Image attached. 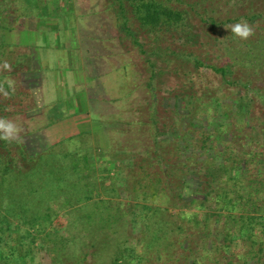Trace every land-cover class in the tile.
Instances as JSON below:
<instances>
[{
  "label": "trees",
  "instance_id": "1",
  "mask_svg": "<svg viewBox=\"0 0 264 264\" xmlns=\"http://www.w3.org/2000/svg\"><path fill=\"white\" fill-rule=\"evenodd\" d=\"M27 1L30 0H0V29H14L9 27L8 23L12 3L16 5ZM205 1L197 0L196 7L192 5L191 9H187L175 6L173 0H126V3L125 0H114L119 4L120 11L126 19H129L127 14L132 9L130 12L136 16V20L144 27L149 26V30L156 35L154 37L159 45L153 51L156 54L160 49L168 65L172 64L175 57L184 54L186 59L201 71H214L227 77L230 72L227 66L207 65L205 59L211 56L212 50L217 47L223 46V49L231 47L226 41L222 42L223 35L217 33L219 25L236 23L243 16L229 17L222 23L210 14L211 8L206 6L207 20L211 23L206 28L202 26V31L196 33L199 25H195L192 13L202 7V2L207 4ZM14 12L17 13V9ZM202 20L205 22V18ZM123 28L138 42L127 20ZM3 36L0 33V64L4 62L3 53L12 47L3 41ZM198 37L199 43L196 44ZM150 65L154 67L155 62ZM14 73L13 70L10 72L0 70V81L6 77L11 79ZM189 75L191 77L195 74L188 72L185 77L190 78ZM242 81L247 93L242 91L240 95H236L234 100L236 103L230 107L233 108L232 111L236 110L240 114L241 119L234 116L226 120L222 118L219 126L212 130L203 127L190 139L187 136L192 134V128L184 129L186 136L179 134L181 139L177 145V157L165 167L166 177L171 181L154 184L149 177L137 180L133 191L137 192L138 196L134 197L128 192L129 200L139 199L141 189H144L153 190L150 194L153 197V204L162 201L161 206L141 203V215L126 211V206L131 202L129 204L113 198L115 193H112L113 189L109 186L103 187L106 195L104 198L95 199L92 196L95 190H89L88 185L83 183V175L79 177L82 171L78 172V178L72 182L70 171L73 172V168H65L63 171L51 167L53 165L44 163L45 156H30L21 143L9 144L0 140V177L6 182L0 185V192L4 195V199L0 201V262L8 264L19 261L24 264L20 248L21 245L25 246V242H29L52 264H60L57 262H61L62 254L66 250L64 247L72 241L68 231L70 225L78 224L80 230L82 227L81 221V224L73 223L72 213L82 217L80 214L84 212V218L89 219V214L105 218V222H100L101 229L116 226L120 228L124 225L132 237L134 224L138 219L142 220L139 237L130 241L132 247L123 246L121 237L115 239L116 244L109 243L103 236L98 237L102 248L99 249L96 245V250L91 253V260H85L87 264H150L147 261L154 259L155 254L158 260L165 264H264V95L259 94L253 87L254 81L251 79ZM18 90L15 87V92L8 101L20 105L8 106L5 99L0 96V117L7 118L26 112L22 109L23 101L17 99L22 93ZM250 94L255 95L257 100L261 99L258 102L263 117L260 115L252 117L256 106L253 105ZM222 100L220 97L216 101L218 108L226 107ZM225 111L223 110L224 113ZM214 113L209 117V125L219 116L218 110ZM226 133H229V139L224 138ZM147 148L149 151L147 155H150L152 160L157 159L159 150L153 149L152 145ZM152 149L155 150L153 154ZM20 158L22 166L19 164ZM152 160L148 157L147 165ZM143 162L144 159L140 161L136 159L133 167L123 173V176L127 177V183L133 181L132 173L136 172L137 168L145 167ZM191 174L199 179L197 191L201 192V200L178 206L179 203L174 201L178 199L181 202L184 189H189L187 180ZM173 180H179V183L172 184ZM176 185L179 186L178 189ZM148 198L140 199L144 201ZM87 204L90 206L88 211ZM85 220L86 228L82 230L88 228V222ZM12 221L28 228L25 230L27 233L23 234L24 242H21L23 244L14 241L16 231L12 227ZM188 223L191 225L188 226ZM66 228L67 232L63 234ZM101 229H94L92 233L97 235ZM172 235L178 236L181 240L176 238L174 242H164V239L167 240ZM220 237H223L222 241L219 240ZM127 240L123 239L124 242ZM50 242L60 247L55 246L54 250L45 249ZM25 251L24 258L32 256L28 249Z\"/></svg>",
  "mask_w": 264,
  "mask_h": 264
},
{
  "label": "rangeland",
  "instance_id": "2",
  "mask_svg": "<svg viewBox=\"0 0 264 264\" xmlns=\"http://www.w3.org/2000/svg\"><path fill=\"white\" fill-rule=\"evenodd\" d=\"M71 1L73 5L78 4L82 15H87L88 12L82 10L86 5L85 0ZM106 1L109 6L110 16L113 15L119 21L121 30L119 33L120 44L117 41L111 40L109 44H103V47L106 53L112 54L109 56L111 62L113 59H115L117 65L119 62L121 64V61L122 63L125 62V67H122V72H119V69H115V71L110 70L104 74L103 65L99 69L92 70L93 73L96 71L97 75L103 72V75H101L104 76V82L108 83V92L111 84L115 85L119 90L117 93L120 92L119 115L122 119L121 129L118 131V134H114L112 140L108 141L110 144L108 148H103L102 144H104L105 139L101 141L94 140L92 135L70 137L57 142L53 141L54 143L44 139L45 136L42 134V130L49 127L50 124L43 123L39 115L32 112L35 109L36 101L39 102L38 96L42 95L39 91H34L30 88V85L35 86L33 85L31 74L33 71L31 66L32 61L28 58H21L18 60L15 46H12L5 54L3 53V58H1L10 63L12 70L15 72L14 75L11 76V79L14 81V86L17 90L19 89L18 92H22L17 99L23 101L21 102L23 105L22 109L26 112L12 115L7 118L14 120L23 127L24 131L21 133L23 142L21 144L24 145L30 156H45L44 158H46V161L44 160V163L53 165L51 167L54 168L57 167L62 170L65 168H73V172L70 171L73 179L72 182L78 178V172L82 171L79 177L83 175V183L85 182L86 185H88L87 187L89 190H95L92 194L95 199L104 198L106 195L103 187L109 186L113 189L112 193H115L113 198L121 199V201H126L129 204L131 202L130 205L126 206V211L137 212L141 215V203L161 206L162 201L159 200L158 204H153V197L150 196L153 190L146 191L141 189L142 194L140 198L149 197L144 201L140 198L129 200L128 192L136 197L137 192L133 191L135 188L134 185L137 184V180L140 178L149 177L154 184L166 182L168 180L171 181V179H167L166 177L167 170L165 171V167L171 160L176 159L177 145L178 141L181 139L179 134L186 136L184 129L187 130L192 128V134L187 136L190 139V137L198 133L197 130L203 127L212 130V128L219 126L222 118L226 120L228 117L234 116L235 118L241 119L240 114L237 113L236 110L232 111L233 108L230 109V107L233 106L232 104L236 103V101H234L236 95H240L242 91L247 93V88L243 85L244 82L242 79H251L254 81L253 87L257 89L259 94L264 95V0H206L205 2H207V4L202 2V7L192 13L195 25H199L200 27H197L196 33L202 31V26L206 28V26L211 23L210 20H207L208 15L205 11L206 6L211 8L210 14L219 22L223 20L226 21L229 17L242 15L243 19L254 26L255 35L246 41H242L233 37L230 30H226L223 24L219 25L217 33L223 35L221 36L222 39H224L222 42L226 41L228 45L231 44V47L223 49V46H220L213 49L212 55L205 59V63L207 65L227 66L230 71L227 77H223L221 74H217L214 71H201L189 62L184 54L183 56L180 54V56L175 57L172 64L168 65L166 57L163 56L160 49L156 51V54L153 51L157 49L159 45L157 44L158 40L154 37L155 34L149 30V26H142V24L136 20V16L130 12L132 9H130L127 14L129 19H126L124 15H122L120 6L117 2H114V0ZM173 1L175 6L191 9L190 6L192 5L196 7L195 3L197 0ZM12 5L13 6L10 8L11 13L8 17L9 24L11 16L13 19L17 16V13L14 11L17 9L18 4L14 5L12 3ZM125 6L127 7L128 4H125ZM203 18H205V22L202 20ZM126 20L135 32L138 42L134 36L129 35L127 30L123 28ZM12 23L13 25L9 27L16 29V20H13ZM9 29L10 28L0 29V33L5 35L6 31ZM110 30L111 26L109 25L103 32L105 35H109L111 32ZM229 38L232 39V41ZM9 39L13 38L9 36ZM100 39H103V35L100 36ZM82 40L85 42V39ZM196 41V44L199 43V37ZM161 45H163L162 40ZM84 46L87 45L84 43ZM119 47H121L120 51L127 55V61L122 60L124 57H122L123 55L119 52ZM187 48L189 50L188 45ZM37 51L38 53H42L40 56L47 60L48 67H44L42 70H45V73H47L46 86L49 89V94L54 92L58 96L60 94V89L58 87L60 86L57 85V78L61 77L65 80L66 78H64L63 75L67 74L71 69L65 64L63 67V63L58 62L56 59H51L48 53L49 51L44 49H37ZM153 62H155L154 67L150 65V63L153 64ZM108 65L106 60L107 68ZM110 66H112V63H110ZM47 68L49 70H47ZM60 68L61 70L58 72ZM89 72L90 71H88V75H90ZM113 72L115 73L113 74ZM188 72L195 75L191 77L189 75L190 78L185 77V74ZM69 75L70 74L66 75L68 80L70 79ZM46 78L43 79V81H45ZM27 79L28 81L26 83ZM94 88L95 86H92V91L89 92V97H91L87 107H90V112L93 111L92 117L94 118V122H96V120H98L97 116L103 107H101V109L99 108L101 105L99 99L100 91ZM110 91H112V89H110ZM0 96L4 98L2 95ZM81 96L85 98V96H88V93L85 92V95L83 93ZM220 97L223 98L222 101L226 104V109L221 106L219 108L217 107L216 101ZM250 98H252L253 105L256 106V110L255 108L253 109L252 117H258V115L263 117V114L260 113L262 110L259 108V99H255V95L253 94L252 96L250 94ZM5 101L8 103V106L13 103V101L10 102L8 99H5ZM11 105L14 107V105L20 104L15 102ZM113 106L112 109L118 113L116 111L119 107L118 104ZM216 110H218L219 116L209 125V117H212ZM223 110L228 112L225 111L224 113ZM199 112L200 114L196 116ZM152 116L155 121H153L154 119ZM194 116H196V118ZM94 126L96 125L93 124V128ZM228 131L231 132V130ZM246 133L248 132L246 131ZM112 137L113 134L110 135V138ZM224 138L229 139V133H226ZM47 144L50 146H47ZM149 145L154 146L153 149L159 150V156L155 160H152L151 156L147 155L149 152L147 147ZM153 149L151 154L155 152ZM148 157L152 160L149 165L146 163ZM136 159L139 161L144 159L145 162L143 163L145 167L142 169L137 168L136 172L132 173L134 175L133 181L127 183V177H124L123 173H125L128 168L133 167ZM18 160L20 161V166H22L23 162L21 158ZM74 175L76 177H74ZM197 180H199L198 177L191 174L187 180L191 195L186 196L184 194L181 202L177 199L174 203L178 202V206H181L183 204L186 205L185 203L200 201L202 196H200L201 192L197 191ZM178 181L179 180H173L172 184H178ZM1 183L6 182L0 177V185ZM175 187L178 189L179 186L176 185ZM175 191L174 188V192ZM174 192L172 193L174 194ZM99 195L102 196L99 197ZM3 196V193L0 192V201L4 199ZM149 199L151 200L149 201ZM170 206L173 207L171 203ZM89 207L90 206L87 204V211ZM83 213L84 212L80 214L82 217H77L76 213H72L75 221H73V223H80L81 221L82 224H80L82 227L80 230L78 224L70 225L68 231L70 232L72 241L71 243H67L66 247H64L66 250L62 254L63 257L61 262L58 261L57 263L87 264L85 260H91V253L96 250V245L99 249L102 248V245L98 242L100 241L98 237L101 236L105 237L111 244H116L115 239L118 237L120 239L121 237L123 246L128 245L132 247V243L130 244L131 239L133 240L139 237V233L142 229V220L138 219V222L134 224L133 230L135 232L133 231V237L124 225H122V227L124 226L123 230H121L122 227L118 228V226L113 228L106 227L107 229L103 230L100 228V222H105V218L101 215L89 214L90 218L88 219L85 217V220ZM62 214L63 212H61L60 215ZM67 217L68 216L65 218L67 219ZM84 220L88 222V228L82 230V228H86L84 227ZM12 223V227L16 231L14 235L15 243L24 242L22 241L23 234L27 233L25 230L28 228L19 226V222L16 221H12ZM190 225L191 224L188 223V226ZM94 229L101 230L95 235L92 233ZM108 229L111 230L109 231ZM66 230L67 228L64 230L63 234L67 232ZM82 233H84V235ZM176 238L181 240L178 236L172 235L171 238L167 240L164 239V242H174ZM123 239H125V241L128 240L124 242ZM222 239L223 237H220L219 240L222 241ZM24 244L25 246L21 245L20 248L21 258L24 264H52V262L45 259L44 254L32 246L31 243L25 242ZM55 246L60 247L58 244L54 245L53 242H50L45 249L54 250L53 247ZM26 249L29 250L28 253H30V256L32 255L31 257H23ZM155 255L154 259H148L147 262L150 264H165L161 260H158V256ZM0 264L4 263L0 262ZM8 264H22V262L20 263L18 261Z\"/></svg>",
  "mask_w": 264,
  "mask_h": 264
},
{
  "label": "crops",
  "instance_id": "3",
  "mask_svg": "<svg viewBox=\"0 0 264 264\" xmlns=\"http://www.w3.org/2000/svg\"><path fill=\"white\" fill-rule=\"evenodd\" d=\"M71 0H30L19 3L17 6L16 29L6 31L3 41L8 45L15 46L17 59L28 58L32 61V82L30 88L39 91L42 95L39 102L36 101L34 114L39 115L43 123L50 124L42 130V134L51 143L64 140L70 137L92 135L94 140L105 139L103 148H108V141L114 138L121 129L120 117V92L115 85L111 84L108 90V83L104 82V74L110 70L125 67V62L117 65L115 59H110L109 53L103 44H109L111 40L120 44L119 33L121 24L109 14V6L106 0H85L83 11L88 12L82 15L78 4L73 5ZM13 17L10 24L13 25ZM111 26L109 35H105L103 30ZM103 35V39L100 36ZM11 36L13 39H9ZM82 39H85L83 42ZM84 43L87 46H84ZM90 44V45H89ZM37 49L49 51L51 59L68 66L71 71L63 75L65 80L57 78V85L60 94L52 92L49 94L47 85V73L44 67L47 60L40 56ZM119 52L127 59V55ZM126 57V58H125ZM106 60L108 68L106 67ZM127 61V60H126ZM102 63V64H101ZM112 63V66H110ZM103 65V72L99 75L93 69H99ZM61 67V68H63ZM112 67V68H111ZM58 69V72L61 70ZM107 68V70H106ZM47 70H49L47 68ZM88 71L90 75H88ZM81 73V74H80ZM115 72H113L114 74ZM69 75V80L66 75ZM38 78V79H35ZM43 81V79H45ZM29 79V78H28ZM26 80V83L28 81ZM99 90L100 110L98 120L94 122L88 102H90L89 92ZM112 89V91H110ZM85 92L88 96L83 98ZM87 102V104H86ZM118 104L116 113L112 106ZM115 107V106H113ZM31 113V112H30ZM32 116V115H29ZM94 122V123H93ZM93 124L96 125L93 128ZM113 137L110 138V135ZM54 141V142H53ZM47 146H50L47 144Z\"/></svg>",
  "mask_w": 264,
  "mask_h": 264
},
{
  "label": "clouds",
  "instance_id": "4",
  "mask_svg": "<svg viewBox=\"0 0 264 264\" xmlns=\"http://www.w3.org/2000/svg\"><path fill=\"white\" fill-rule=\"evenodd\" d=\"M226 30H230L231 35L239 40L246 41L255 35V28L247 20L241 18L238 22L233 24L224 25ZM0 70L11 71L12 66L7 61H4L0 64ZM7 85V87H5ZM15 92L14 81L5 78L3 81H0V95L5 99L11 97ZM24 131L23 127L16 123L12 119L0 117V140L5 141L6 143H22L23 137L21 133ZM184 194L186 196L191 195V192L188 188L184 189Z\"/></svg>",
  "mask_w": 264,
  "mask_h": 264
}]
</instances>
